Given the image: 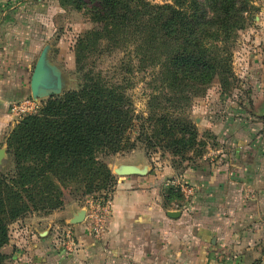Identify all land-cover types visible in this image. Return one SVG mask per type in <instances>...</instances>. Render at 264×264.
Wrapping results in <instances>:
<instances>
[{
    "label": "crops",
    "instance_id": "crops-1",
    "mask_svg": "<svg viewBox=\"0 0 264 264\" xmlns=\"http://www.w3.org/2000/svg\"><path fill=\"white\" fill-rule=\"evenodd\" d=\"M62 10L57 0H0V149L6 150L18 119L10 106L27 99L33 66L51 36V17L59 12L61 22ZM60 52L65 53L63 48ZM49 58L59 67L51 54ZM239 73L250 78L247 85L242 82L243 89L248 87L245 102L240 116L227 118L218 134L221 146L211 150L217 156L177 174L169 166L150 172L145 158L129 154L117 159L116 154L113 165L108 164L116 182L99 238H93L87 221L73 226L77 248L68 254L54 249L55 227L40 233L57 213L33 218L28 244L16 252L28 259L21 264H222L224 250L243 255L249 235H264V52L250 54ZM123 164L147 167L148 172L115 175L113 169ZM178 175L192 195L168 202L165 181ZM75 209L58 215L67 222ZM172 212L179 216L171 217Z\"/></svg>",
    "mask_w": 264,
    "mask_h": 264
},
{
    "label": "trees",
    "instance_id": "trees-1",
    "mask_svg": "<svg viewBox=\"0 0 264 264\" xmlns=\"http://www.w3.org/2000/svg\"><path fill=\"white\" fill-rule=\"evenodd\" d=\"M168 1L153 5L145 0H74L76 8L84 7L95 25L76 42L77 69L84 67V54L101 52L103 43L112 49L131 43L144 46L145 51H152L156 43L153 53L157 54L163 49L159 42L162 45L167 37L174 46L170 58H153L160 61V82L169 88L165 97L170 105L177 94L189 99L215 78L221 87H230L227 46L233 33L243 27L249 1ZM59 2L71 6L67 0ZM124 90L100 74H88L77 90L48 98L35 114L14 124L6 146L15 170L10 176L0 175V264L5 261L1 249L9 241L12 223L64 205L60 184L77 183L82 196L113 188L116 179L98 155L133 150L135 144L126 143L136 121L135 138L148 149L158 145V138L168 139L162 146L176 156L194 149L196 134L189 121L182 119L171 128L165 117L154 115L147 126L143 118L134 116ZM154 102L158 105L156 97ZM172 198H177L172 192L165 196L168 202Z\"/></svg>",
    "mask_w": 264,
    "mask_h": 264
},
{
    "label": "rangeland",
    "instance_id": "rangeland-1",
    "mask_svg": "<svg viewBox=\"0 0 264 264\" xmlns=\"http://www.w3.org/2000/svg\"><path fill=\"white\" fill-rule=\"evenodd\" d=\"M67 1L71 3V6L62 5L57 0L59 6L63 8L61 15L64 16V19L61 22L57 20L59 12H55L52 15L51 36L49 41L42 46V48L46 45L50 46L51 58L62 68L68 81L67 88L61 95L68 91L77 90L85 75L100 74L104 80L125 88L124 94L131 104L134 116L143 118L147 126L149 124L147 120L154 115L159 116V118L165 117L164 122L170 125L171 128H174L180 120L184 119L190 122L196 134L194 149L191 152L182 150L183 154L180 156H176L171 150L162 146L169 142L166 138L154 139L158 145L148 149L135 138L139 123L135 118V128L132 130V135L129 136L130 140L126 143L128 145L131 142L134 143L135 148L133 150L126 148L124 152L119 153L120 157L117 159L129 154L134 157L140 156L146 159L150 172L169 166L177 174H181L188 166L217 156L211 150L215 151L216 148L221 146L220 141L217 139L218 134L223 129L227 118L235 119L240 116L239 108L241 110V106L245 102L243 97H245L248 87L245 86L243 89L242 82L246 84L250 78L247 76L239 77V72L247 62L250 54L264 52V0H248L249 5L246 8L247 13L244 14L245 22L243 27L235 31L228 42L229 65L232 73V79H230L231 86L221 87L219 81L215 78L199 94H191L189 99H185L180 94H177L174 104L171 105L167 97H165V94L169 92V88L160 82V61L153 58V56L161 59L170 58L174 46L171 45L169 39L163 37V46L159 42V47L163 49L162 51L161 49L158 50L157 54L153 53L156 43L152 44L153 50L147 49V52L144 50V46L141 47L131 43L115 49L109 48L106 43H103L100 46L101 52L97 54H84V67L82 70H78L75 65L74 56L76 42L85 32L94 28L95 25L84 7L78 10L76 8L78 5L72 3L74 0ZM145 1L153 5L169 3L168 0ZM204 7L206 8V4ZM4 15H6L5 11L2 10V18L5 17ZM62 48L65 51L64 55L60 52ZM163 52L164 54H161ZM58 55L62 56L60 57L61 61L57 58ZM26 97L27 99H31L29 88L26 91ZM155 97L158 100V105L154 102ZM47 99L43 98L37 101L31 99L35 103V108L33 111L25 113V115L35 114ZM172 105L174 107H171ZM21 118L16 119V121L19 122ZM158 128H161L160 124H158ZM150 130H148L149 133L151 132ZM0 150H3L0 157V175L10 176L15 170L14 158L7 151V148L6 150ZM132 151L135 152L133 153ZM115 155L106 156L100 153L98 157L108 167V164L110 166L113 165L112 162L115 159L113 158ZM183 187L191 188L189 183L183 181L181 176H174L165 181L163 194L167 196L169 192H172L177 198H172L170 201L172 203L181 202L184 200L183 198H188L192 195V193H185L182 190ZM60 188L64 193V205L60 209L52 211L49 214H27L9 226V241L1 249V254L5 257L4 264H21L20 261L28 260L26 257L22 258L16 252L28 244V236L30 237L33 232L30 224L31 220L33 218L41 219L50 215L53 216L55 213L57 215L54 218L57 219H54L55 221H53L50 227L48 226L46 230H41L40 233L43 234L47 230L51 231L55 227L56 238L54 249L56 247L64 248L68 254H73L74 250L71 251V249L77 248V242L72 227L78 224H72L70 219L65 222L63 220L65 215H63L62 219L58 215L59 211L65 212L79 207L80 209H84L83 211L85 212V220L83 222L87 221V223L94 224L97 217L102 214L101 207L105 205L107 200H110V194L113 189L82 196V191L75 182L70 181L67 184H60ZM77 212L78 209H75L72 213V218L76 216ZM68 215H70V212ZM108 216L109 212L106 214L104 222ZM248 243L249 245L246 246L247 249L244 250L243 255H240V252L230 251L229 249L224 250L226 252L220 254L222 256V264H264V235H249ZM16 255L19 256V259H17L18 257L14 258Z\"/></svg>",
    "mask_w": 264,
    "mask_h": 264
},
{
    "label": "water",
    "instance_id": "water-1",
    "mask_svg": "<svg viewBox=\"0 0 264 264\" xmlns=\"http://www.w3.org/2000/svg\"><path fill=\"white\" fill-rule=\"evenodd\" d=\"M50 46L46 45L42 48L33 67V71L29 81L30 97L32 100L50 98L59 96L67 88V79L61 69L50 61ZM7 148V146H6ZM3 150H0V157ZM110 169V166H108ZM111 171V170H110ZM148 172L147 167H138L132 164L119 165L113 169V173L117 176H143ZM84 209L78 210L76 216L72 218V224H80L85 218ZM171 217L179 216L177 212L169 214Z\"/></svg>",
    "mask_w": 264,
    "mask_h": 264
},
{
    "label": "built area",
    "instance_id": "built-area-1",
    "mask_svg": "<svg viewBox=\"0 0 264 264\" xmlns=\"http://www.w3.org/2000/svg\"><path fill=\"white\" fill-rule=\"evenodd\" d=\"M34 104H35L34 101H32L31 99L20 100L11 104L10 111L18 119H20L22 116L25 115V113L29 111H33V109L35 108ZM182 190L188 194L192 193V188L183 187ZM108 204H110V200L109 201L107 200L105 205L101 207L102 210L101 216L97 217V220L94 222V224L89 225V229L94 238H98L102 232L105 216L109 212Z\"/></svg>",
    "mask_w": 264,
    "mask_h": 264
}]
</instances>
